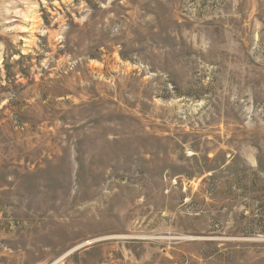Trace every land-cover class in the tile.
I'll list each match as a JSON object with an SVG mask.
<instances>
[{"label": "rangeland", "instance_id": "rangeland-1", "mask_svg": "<svg viewBox=\"0 0 264 264\" xmlns=\"http://www.w3.org/2000/svg\"><path fill=\"white\" fill-rule=\"evenodd\" d=\"M0 264H264V0H0Z\"/></svg>", "mask_w": 264, "mask_h": 264}]
</instances>
